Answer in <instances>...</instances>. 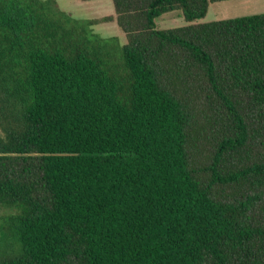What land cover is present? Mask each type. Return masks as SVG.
I'll return each instance as SVG.
<instances>
[{
  "label": "trees",
  "instance_id": "trees-1",
  "mask_svg": "<svg viewBox=\"0 0 264 264\" xmlns=\"http://www.w3.org/2000/svg\"><path fill=\"white\" fill-rule=\"evenodd\" d=\"M221 1L0 0V264H264V14Z\"/></svg>",
  "mask_w": 264,
  "mask_h": 264
},
{
  "label": "rangeland",
  "instance_id": "rangeland-1",
  "mask_svg": "<svg viewBox=\"0 0 264 264\" xmlns=\"http://www.w3.org/2000/svg\"><path fill=\"white\" fill-rule=\"evenodd\" d=\"M58 6L64 12L70 14L77 19H102L115 15V9L112 0H94L89 2H83L81 0H56ZM248 14H238L236 12L229 11L221 12L216 10H210L204 19L196 21V23H206L215 20H221L225 18H234L240 16H246ZM188 23L182 11H173L165 13L156 19V26L159 30H165L174 27L186 26ZM97 33L103 36H116L119 38L120 44L126 45L127 38L125 33L118 27L116 21L104 22L92 27ZM9 211L4 208H0V223L1 217L8 214ZM2 232L0 231V236Z\"/></svg>",
  "mask_w": 264,
  "mask_h": 264
},
{
  "label": "crops",
  "instance_id": "crops-1",
  "mask_svg": "<svg viewBox=\"0 0 264 264\" xmlns=\"http://www.w3.org/2000/svg\"><path fill=\"white\" fill-rule=\"evenodd\" d=\"M214 8L220 11V13L232 11L233 13L248 15L264 14V0H227L214 2L210 4L209 11Z\"/></svg>",
  "mask_w": 264,
  "mask_h": 264
}]
</instances>
